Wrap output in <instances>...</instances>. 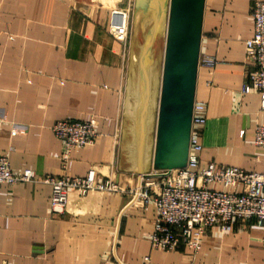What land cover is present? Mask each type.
I'll return each instance as SVG.
<instances>
[{
    "label": "crops",
    "instance_id": "crops-1",
    "mask_svg": "<svg viewBox=\"0 0 264 264\" xmlns=\"http://www.w3.org/2000/svg\"><path fill=\"white\" fill-rule=\"evenodd\" d=\"M254 1L203 0L197 60L211 58L215 65L197 63L188 100L205 106L204 126L189 129L202 145L200 167L212 162L264 173V150L253 143L264 111L254 90L241 93L255 69L244 46L253 33ZM132 2L0 0V155L11 172L83 178L94 169L98 179L136 185L139 133H125L129 34L125 47L107 34L110 9L131 12ZM89 119L96 121L97 138L72 153L62 170L50 127ZM156 125L144 128L143 175L155 169ZM12 126L22 134L10 138ZM49 196L43 184L0 185V264H142L145 256L153 264H264V230L253 222L208 230L195 255L183 245L163 253L146 238L151 205H130L125 193L70 194L65 211L54 215Z\"/></svg>",
    "mask_w": 264,
    "mask_h": 264
},
{
    "label": "built area",
    "instance_id": "built-area-1",
    "mask_svg": "<svg viewBox=\"0 0 264 264\" xmlns=\"http://www.w3.org/2000/svg\"><path fill=\"white\" fill-rule=\"evenodd\" d=\"M129 10L111 8L107 34L116 42L126 46L128 39ZM253 33L244 42L246 60L255 67L246 76L241 93L254 90L264 111V0H255L251 9ZM198 64L212 69L215 62L202 58ZM203 103H194L191 125L205 124ZM3 118L0 116V123ZM50 131L60 143V168L63 170L72 153L85 146H91L98 134L96 121L55 122ZM12 126L9 137L22 134ZM239 135H243L241 131ZM253 143L264 150V124L257 125L253 132ZM10 151V148L9 150ZM202 145L191 133L185 166L178 169L152 171L137 177L133 187L122 186L113 179L96 178L94 169L88 170L83 178L66 175L36 177L34 172L24 169L11 172L5 155H0V185L43 184L49 187V209L54 215H61L66 208L68 196L84 198L90 193L127 194L128 203L143 210L151 205L154 210L153 227L146 236L152 250L167 253L183 245L193 255L212 228L229 232L235 222H253L264 230V173L247 172L239 168L207 163L200 167L199 155ZM217 187L223 190L217 189ZM142 264H153L145 256Z\"/></svg>",
    "mask_w": 264,
    "mask_h": 264
},
{
    "label": "water",
    "instance_id": "water-1",
    "mask_svg": "<svg viewBox=\"0 0 264 264\" xmlns=\"http://www.w3.org/2000/svg\"><path fill=\"white\" fill-rule=\"evenodd\" d=\"M175 4H177L176 0H133L132 2L127 75V86L131 94L135 93L136 87H139L140 84L147 92L149 90V78L146 67L148 69L150 66L152 50L158 54L163 48L162 55L164 57L165 43L168 46L171 40L189 41V36H182V38L179 36L183 32L182 27H180L182 16H178L179 10L175 15ZM202 4L203 0H197L195 23L192 28L193 31L190 32L192 33V40H190L191 42L189 41L188 52L186 53L189 85L185 86V88L171 87L169 80L173 73L166 69L163 70L162 94L159 101L158 125L156 128L157 144L153 156L154 171L178 169L184 167L186 163L191 125L190 113L192 110V104L190 106L188 100L191 94L193 75L198 63V37ZM183 14L185 13L183 12ZM167 49H169V46ZM168 55L167 53L166 59ZM135 72H137L138 78L136 76L135 81H133ZM176 74L184 76L182 70H177ZM137 79L138 81L136 82ZM184 83L187 82L185 81ZM142 93L144 95V92ZM177 94H185L187 98L183 101L170 102L169 95ZM169 105L174 108L173 114L164 110L167 107H171ZM143 143L144 126H141L136 150L135 173L137 176L143 175L141 168Z\"/></svg>",
    "mask_w": 264,
    "mask_h": 264
},
{
    "label": "rangeland",
    "instance_id": "rangeland-1",
    "mask_svg": "<svg viewBox=\"0 0 264 264\" xmlns=\"http://www.w3.org/2000/svg\"><path fill=\"white\" fill-rule=\"evenodd\" d=\"M177 4H175L174 13L180 11L178 16H182V24H180V27H182L183 32L179 34L180 38L182 36H189V41L192 40V28L195 23V13H196V2L197 0H176ZM180 8V9H179ZM183 12L185 14H183ZM131 23H132V14L130 12L129 19H128V34L131 30ZM189 41L185 42L179 39H176L174 41H170L169 43V49L167 46V43L164 48V57L162 55V50L159 51L157 54L156 51H151V62L150 66L146 67V72L148 74L149 78V90L147 92L146 89H143L141 84L139 87H136L135 93H130V100L128 99L129 103H126L125 113L128 114V117H126L125 122V133H134L137 131L140 132L141 126H144V128L151 127L150 124L152 121L157 123L158 125V119L156 118V110H157V104L158 103V91L160 88V98L162 94V78H163V70H169L173 73V75L170 77L169 85L171 87H184L189 85L190 81L188 82L189 78V72H188V62L186 53L188 52V46ZM191 42V41H190ZM167 53L168 58L166 59ZM177 70H182V73L184 76H180L176 74ZM176 75H175V74ZM137 76V72L134 73V80ZM138 78V76H137ZM138 79L136 80V82ZM187 83H184V82ZM134 83V82H133ZM143 90V91H142ZM144 92V95L143 93ZM148 93V94H147ZM154 95L156 100H154ZM169 101L170 102H178L185 100L187 96L185 94H177V95H169ZM160 101V99H159ZM172 107V105H169ZM173 109V108H172ZM166 110V108H165ZM174 110H167V113L173 114ZM156 118V119H155ZM157 120V122H156ZM155 125V124H154ZM156 125V126H157ZM154 128V126H153ZM156 128V127H155ZM129 138V137H128Z\"/></svg>",
    "mask_w": 264,
    "mask_h": 264
}]
</instances>
